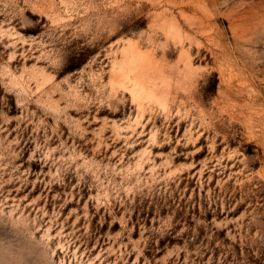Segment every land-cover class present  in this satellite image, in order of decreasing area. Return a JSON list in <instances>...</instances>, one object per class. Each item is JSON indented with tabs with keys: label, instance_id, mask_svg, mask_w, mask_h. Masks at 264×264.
<instances>
[{
	"label": "rangeland",
	"instance_id": "1",
	"mask_svg": "<svg viewBox=\"0 0 264 264\" xmlns=\"http://www.w3.org/2000/svg\"><path fill=\"white\" fill-rule=\"evenodd\" d=\"M0 264H264V0H0Z\"/></svg>",
	"mask_w": 264,
	"mask_h": 264
}]
</instances>
